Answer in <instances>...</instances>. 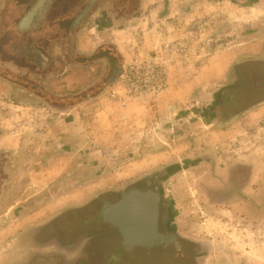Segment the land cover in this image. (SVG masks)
I'll use <instances>...</instances> for the list:
<instances>
[{
	"label": "rangeland",
	"instance_id": "1",
	"mask_svg": "<svg viewBox=\"0 0 264 264\" xmlns=\"http://www.w3.org/2000/svg\"><path fill=\"white\" fill-rule=\"evenodd\" d=\"M174 2L186 4L185 0ZM189 4L192 11L187 16L178 10L180 6L176 12L191 27L201 25L184 32V41H192V51L184 50L177 58L172 57L174 52L162 54L170 62L171 87L158 98L161 105L134 112L145 123L139 122L134 129L129 130L118 117L123 115L117 107L116 98H123L118 87L114 88L116 97L104 92L98 101L60 111L48 104H58L52 100L62 92L60 79L45 80L43 85V80L23 75L0 78V158L8 165V173L2 175L8 182L0 198V264H32L31 259L19 261L23 245L29 242L28 234L22 238V233L72 206L90 208L70 209L55 224L64 233L63 243L89 242L92 232L107 233V228L94 223L91 206L98 198L144 185L137 181L167 165L202 161L211 154L221 170L235 162H253L251 193L254 200L264 201V105L229 123L208 122L213 104H229L234 99L233 89L221 90L231 82L236 62L254 53L257 45L263 47L264 6L252 10L230 0H191ZM257 28L263 35L255 43L253 30ZM199 45L200 53L194 49ZM47 48L53 57H62V42L52 41ZM7 63L0 56V64ZM15 81L28 84L30 90L21 89ZM207 171L206 164L186 166L163 184V195H168L180 224L187 225L193 237L212 242L213 252L203 264H264V202H206L201 187L205 183L200 180ZM76 177L82 182H59ZM204 186L213 197L222 195V189L216 195L217 187ZM49 194L55 198L44 199ZM35 198L40 202L31 206ZM57 202L60 207L50 211L49 206ZM247 206L257 215L246 211ZM22 207L28 211L17 213ZM104 242L96 239L90 247L100 244L95 252ZM34 264L43 263L36 259Z\"/></svg>",
	"mask_w": 264,
	"mask_h": 264
},
{
	"label": "crops",
	"instance_id": "2",
	"mask_svg": "<svg viewBox=\"0 0 264 264\" xmlns=\"http://www.w3.org/2000/svg\"><path fill=\"white\" fill-rule=\"evenodd\" d=\"M36 1L0 0V56L8 60L6 65L0 64V67L7 71L2 73L0 70V78H4L3 76L6 74L23 75L28 79L43 80V85H45V80L49 82L54 78L60 79L62 92L54 95V100H52L58 104L54 105L47 102L60 111L71 110L87 102L100 100L104 92H110L114 87L119 78L118 68L122 67L126 59L142 54H153L154 52L160 54L169 51L174 52L173 58L182 56L181 52L184 50H188L190 53L192 41H184V32L194 31L195 28L201 26L191 27L189 22H184L180 17H177L176 8L178 9L181 3H176L175 0H99L92 12L77 29L74 47L71 51L68 41L70 28L75 17L89 0H53L45 21L39 27L26 30L21 26V21ZM190 1L185 0L182 3L186 4L178 9L184 13L183 16H187L192 11ZM196 1L194 0V2ZM230 1L237 5L244 4L245 7L252 10L264 6V0ZM174 13H176L177 18ZM203 21L205 19L198 23H203ZM52 41L62 42V65L59 63L60 66L57 70H52L49 67L42 69L35 66L33 59H35L37 51H41L42 54L45 51L46 54L44 55L50 59L47 47ZM35 42L37 44H34ZM106 45L117 53L116 61L109 59L107 55H104L103 50H100ZM184 46L187 49L183 48ZM195 48L198 50L197 52L201 49L200 45L195 46ZM258 48L257 46L253 49L258 51ZM32 64L35 67H32ZM15 82L21 89L30 90L28 84L24 85L21 81ZM175 85L173 82L172 87ZM93 90L95 91L94 94H90ZM116 99L119 100L117 107L123 114L118 117H121L119 118L121 122L129 125V130L134 129V125L144 123L137 120L139 116L134 114L139 107L145 110V108L156 106L161 102L125 101L121 96ZM169 109L173 110L174 108L169 107ZM208 122L215 123L213 120H208ZM244 163L251 164L253 162ZM226 170L227 168L224 169V172ZM251 182H255L254 171L251 177L241 185L242 190L238 195L241 200H237L239 203L251 205L254 202H264L263 199L254 200L250 187ZM205 183L214 187L217 184L223 188V186L221 187L223 182H216V180ZM234 198L237 199V195ZM227 202L230 204L229 201ZM60 203L50 205L49 210L58 209ZM247 208L246 211L251 210L250 206ZM251 211L253 212V210Z\"/></svg>",
	"mask_w": 264,
	"mask_h": 264
},
{
	"label": "flooded vegetation",
	"instance_id": "3",
	"mask_svg": "<svg viewBox=\"0 0 264 264\" xmlns=\"http://www.w3.org/2000/svg\"><path fill=\"white\" fill-rule=\"evenodd\" d=\"M258 25V24H257ZM259 27V25L257 26ZM264 30V29H263ZM257 28L254 31V35L256 38L253 39L255 43L258 42L259 35H263L262 31ZM252 42V40H251ZM34 44H37L36 42ZM258 46V45H257ZM257 46L255 48H257ZM259 47V46H258ZM258 51H253L254 53L249 55H244L240 57L236 62V72L230 74L231 82L225 85L221 91L233 89L235 96L234 99L226 103H215L213 107L209 108V117L211 120L218 123H229L233 120H238L239 118L245 116L250 110L254 108H258L264 105V96L255 99L257 96L264 94V44L263 47L257 49ZM44 51V50H43ZM44 54L45 51H44ZM41 53V51H37L35 54V59H33L34 65L40 67L42 69H46L49 67L50 69L57 70L59 69L60 64L62 65V57H53L48 51V55H50V59ZM60 63V64H59ZM49 64V66H48ZM32 64V67L34 66ZM34 66V67H35ZM44 67V68H43ZM0 70L3 72H7L4 68L0 67ZM236 98V99H235ZM237 101V102H236ZM206 164L208 166V171L205 173L204 177L200 180L201 182H212L216 180V182L221 183L220 188L219 185L216 184L217 190L214 191L216 195L220 194V190L222 189V195L219 198L213 197L208 193L205 184H201V187L204 191V197L206 202L219 204L220 202L224 205L225 203H239L237 200H241L238 196L240 191L242 190L241 185L243 182L247 181L251 174L254 171V163L248 164L244 162H235L228 166L227 170H221L219 168V164L217 162V157L211 154V156H205L202 161L191 160L186 163H176L167 165L162 167L161 169L155 170L154 173H151L144 178H140L137 182H146L144 185H139L138 188L141 189H152L157 191L162 200V213L160 215V224L161 231L165 235L163 237L164 244L163 248H167L169 250H174L173 256L177 255L180 258L182 264H203L207 260V258L213 252V244L209 240H203L199 238L193 237L192 232L188 229V226H182L180 221H178L177 213L174 211V207L168 204L170 199L168 195H163L164 190V182L174 177L178 176L183 170L186 169V166L189 167H200L201 165ZM7 161L3 158H0V198L3 191V186L8 182L5 178H2V175L8 173ZM77 176V175H76ZM227 183H224L226 182ZM229 181V183H228ZM59 182H82L81 179L76 177L75 179H65L60 180ZM205 188H204V187ZM214 187V186H213ZM237 195V199L234 196ZM55 198L54 196L46 195L44 199ZM41 199V198H40ZM97 197L94 198L96 201ZM215 199V200H214ZM227 199V200H226ZM40 202L39 199L33 201L31 200V206L36 205ZM95 203L91 206L93 209V219L96 225H100L104 228V226L99 221V217L94 214ZM29 207V206H28ZM28 207H22L17 210V213H24L28 211ZM90 206L89 205H78L72 206L64 212L60 211L55 214L53 217H50L49 220L38 224L36 226H31L29 230H26L22 233V238L26 234H28L29 242L26 243L24 248L21 249L23 251V258L19 260L20 262H24L27 259H31L34 264L36 259L41 261L43 264H50L54 262V264H83L84 262L88 263L91 257L92 252L100 245L96 246V248L90 247L94 240H104L108 238L109 234L112 232L110 229H106L107 233H97L91 234L90 241H82L81 243H63L62 235L64 234L62 230L59 232L57 228H55V224L58 221L62 220V216L71 210H82ZM250 212V211H249ZM252 215H257L256 212H252ZM89 223V222H88ZM105 229V228H104ZM83 240L86 238L82 236ZM94 245V244H93ZM92 245V246H93ZM189 250V252L184 249ZM18 249V250H19ZM149 256H152L151 252L148 253ZM70 256V257H69ZM123 253L121 249L116 250L109 256L106 261V264H122L123 262ZM32 257V258H30ZM170 260V259H169ZM19 261H16L18 263ZM172 261V259L170 260ZM63 262V263H62ZM163 262V261H162ZM161 262V263H162ZM167 264H172L167 262ZM173 264H179L178 262H174Z\"/></svg>",
	"mask_w": 264,
	"mask_h": 264
},
{
	"label": "water",
	"instance_id": "4",
	"mask_svg": "<svg viewBox=\"0 0 264 264\" xmlns=\"http://www.w3.org/2000/svg\"><path fill=\"white\" fill-rule=\"evenodd\" d=\"M98 1L89 0L75 17L68 35L71 51L77 29ZM52 2L53 0H37L21 21V26L26 30L39 27L45 21ZM121 73V68H118V76ZM161 203V196L157 191L138 187L127 189L113 197L98 198L95 213L101 224L112 232L91 254L89 264H106L109 256L118 249L122 250L124 264H173L177 259L182 264L184 261L177 255L173 256L174 250L162 247L165 235L160 224ZM149 252L152 256L148 255Z\"/></svg>",
	"mask_w": 264,
	"mask_h": 264
},
{
	"label": "built area",
	"instance_id": "5",
	"mask_svg": "<svg viewBox=\"0 0 264 264\" xmlns=\"http://www.w3.org/2000/svg\"><path fill=\"white\" fill-rule=\"evenodd\" d=\"M166 56L154 52L125 60L122 73L108 95L116 97L115 87L123 91L125 101L153 103L171 87V71Z\"/></svg>",
	"mask_w": 264,
	"mask_h": 264
},
{
	"label": "trees",
	"instance_id": "6",
	"mask_svg": "<svg viewBox=\"0 0 264 264\" xmlns=\"http://www.w3.org/2000/svg\"><path fill=\"white\" fill-rule=\"evenodd\" d=\"M100 50H103L104 55H107L109 59H113L114 61L117 60L118 56L116 52H113V49L110 46H103ZM112 60V61H113ZM42 94H45V91L42 92ZM62 107H67V106H62Z\"/></svg>",
	"mask_w": 264,
	"mask_h": 264
}]
</instances>
